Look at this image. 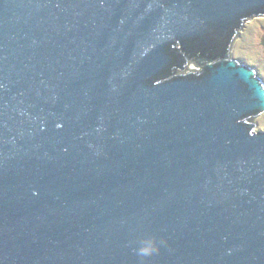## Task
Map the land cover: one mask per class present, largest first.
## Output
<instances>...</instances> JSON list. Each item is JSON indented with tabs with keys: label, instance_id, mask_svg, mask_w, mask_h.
Listing matches in <instances>:
<instances>
[{
	"label": "water",
	"instance_id": "water-1",
	"mask_svg": "<svg viewBox=\"0 0 264 264\" xmlns=\"http://www.w3.org/2000/svg\"><path fill=\"white\" fill-rule=\"evenodd\" d=\"M261 16L0 0V264H264V81L230 53Z\"/></svg>",
	"mask_w": 264,
	"mask_h": 264
},
{
	"label": "rangeland",
	"instance_id": "rangeland-1",
	"mask_svg": "<svg viewBox=\"0 0 264 264\" xmlns=\"http://www.w3.org/2000/svg\"><path fill=\"white\" fill-rule=\"evenodd\" d=\"M230 53L233 59L253 67L264 81V16L245 22L232 44ZM190 68H197L196 64L192 62ZM255 123L256 131H264V113L255 118Z\"/></svg>",
	"mask_w": 264,
	"mask_h": 264
}]
</instances>
